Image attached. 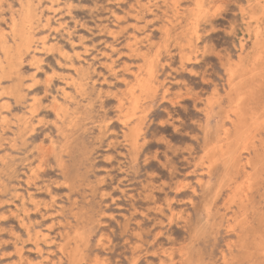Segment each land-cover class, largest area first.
<instances>
[{"label": "rangeland", "instance_id": "374dc122", "mask_svg": "<svg viewBox=\"0 0 264 264\" xmlns=\"http://www.w3.org/2000/svg\"><path fill=\"white\" fill-rule=\"evenodd\" d=\"M136 1L0 0V264H264V0Z\"/></svg>", "mask_w": 264, "mask_h": 264}, {"label": "bare ground", "instance_id": "6f19581e", "mask_svg": "<svg viewBox=\"0 0 264 264\" xmlns=\"http://www.w3.org/2000/svg\"><path fill=\"white\" fill-rule=\"evenodd\" d=\"M189 1V0H188ZM196 1V0H195ZM135 2H137L136 0H135ZM147 2V1H146ZM138 3H139V0H138ZM137 3V4H138ZM73 6V5H72ZM142 6V5H141ZM191 7V6H190ZM89 9V8H88ZM197 10V9H196ZM21 11V10H20ZM32 11V10H31ZM110 12V11H109ZM32 13V12H31ZM30 13V14H31ZM127 13V12H126ZM129 13V12H128ZM258 13V12H257ZM194 14V13H193ZM191 15V14H190ZM34 16V15H33ZM136 16V15H135ZM90 17V16H89ZM15 18V17H14ZM33 18V17H32ZM137 18V17H136ZM164 18V17H163ZM16 19V18H15ZM125 19V18H124ZM84 20V19H83ZM38 21V20H37ZM19 23H20V21H19ZM31 24V23H30ZM131 24V23H130ZM32 25V24H31ZM31 25H30V27H31ZM44 25V24H43ZM120 25V24H119ZM15 26H17V25H15ZM19 26V25H18ZM25 26H27V25H25ZM140 26V25H139ZM19 27H22L23 28V25L22 26H19ZM156 27V26H155ZM140 28V27H139ZM16 29V28H15ZM21 29V28H20ZM24 29H26V28H24ZM67 29V28H66ZM109 29V28H108ZM119 29H122V28H119ZM32 30V29H31ZM193 30V29H192ZM17 31V30H16ZM18 31H19V29H18ZM25 31V30H24ZM28 31V30H27ZM115 31H116V29H115ZM26 32V31H25ZM30 32V31H29ZM33 32V31H32ZM104 32V31H103ZM164 32V31H163ZM1 33V32H0ZM8 34V33H7ZM21 34H22V32H21ZM20 34V35H21ZM25 34V33H24ZM29 34V33H28ZM27 34V35H28ZM70 34V33H69ZM73 34V33H72ZM15 35V34H14ZM31 35V34H30ZM82 36V35H81ZM258 36V35H257ZM22 37V36H21ZM25 37V36H24ZM61 37V36H60ZM166 37V36H165ZM14 38V37H13ZM33 38V37H32ZM41 38V37H40ZM104 39V38H103ZM25 40H27V38L25 39ZM39 40V39H38ZM42 40V39H41ZM15 42V41H14ZM27 42H28V40H27ZM42 43V42H41ZM26 45H27V43H25ZM29 44V43H28ZM70 44V43H69ZM5 45H6V42H5ZM39 45V44H38ZM9 46V45H8ZM22 46V45H21ZM130 46V45H129ZM186 46V45H185ZM10 47V46H9ZM28 47H30V46H28ZM43 47H45V46H43ZM71 47V46H70ZM109 47V46H108ZM173 47V46H172ZM264 47V46H263ZM4 48V47H3ZM7 48V47H6ZM170 48V47H169ZM9 49V48H8ZM39 49V48H38ZM43 49V48H42ZM45 49V48H44ZM43 49V50H44ZM85 49V48H84ZM110 49V48H109ZM263 49V48H262ZM3 50V49H2ZM9 50H11V49H9ZM15 50V49H14ZM26 50H28L27 48H26ZM30 50V49H29ZM32 50V49H31ZM56 50V49H55ZM86 50V49H85ZM111 50V49H110ZM264 50V49H263ZM18 52V51H17ZM141 52V51H140ZM148 52V51H147ZM259 52H260V50H259ZM258 52V53H259ZM32 53V52H31ZM4 55H5V52L3 53ZM3 54H2V56H3ZM6 54H7V52H6ZM120 54V53H119ZM75 55V54H74ZM8 56H10L9 55V53H8ZM34 56V55H33ZM142 55H140V57H141ZM144 56V55H143ZM180 56V55H179ZM259 56V55H258ZM263 56V55H262ZM12 57V56H11ZM107 57V56H106ZM145 57V56H144ZM157 57V56H156ZM188 57V56H187ZM67 58V57H66ZM146 58H147V56H146ZM257 58V57H256ZM259 58H260V56H259ZM10 59V58H9ZM8 59V60H9ZM12 59V58H11ZM10 59V60H11ZM152 59V58H151ZM8 60H5V61H7L8 62ZM30 60V59H29ZM40 60V59H39ZM58 60V59H57ZM114 60V59H113ZM2 61V60H1ZM143 61H144V59H143ZM148 62V61H147ZM152 62V61H151ZM150 62V64H152ZM165 62V61H164ZM255 62V61H254ZM113 63V62H112ZM234 62H232V64H233ZM7 64V63H6ZM8 64H10V63H8ZM252 64V63H251ZM251 64L249 65V66H251ZM254 64V63H253ZM5 65V64H4ZM107 65V64H106ZM132 65V64H131ZM151 66V65H150ZM240 66H242V65H240ZM3 67V66H2ZM14 67V66H13ZM16 67H17V65H16ZM68 67V66H67ZM232 67V66H231ZM234 67V66H233ZM232 67V68H233ZM252 67V66H251ZM7 68V67H6ZM15 68V67H14ZM38 68V67H37ZM110 68V67H109ZM146 68H147V66H146ZM145 68V69H146ZM236 68V67H235ZM3 69V68H2ZM89 69V68H88ZM241 69V68H240ZM17 70H18V68H17ZM142 70V69H141ZM232 70V69H231ZM262 70V69H261ZM233 71H234V69H233ZM232 71V72H233ZM239 72H240V70H238ZM3 72H7V71H3ZM61 72V71H60ZM130 72V71H129ZM227 72V71H226ZM231 72V71H230ZM237 72V71H236ZM242 72V71H241ZM8 73V72H7ZM13 73V72H12ZM98 73V72H97ZM255 73V72H254ZM3 74H5V73H3ZM19 74V73H18ZM228 74V73H227ZM235 74V73H234ZM237 74H239V73H237ZM233 75V74H232ZM134 76H135V74H134ZM143 76V75H142ZM136 77V76H135ZM145 77V76H144ZM233 77V76H232ZM245 77V76H244ZM51 78V77H50ZM116 78V77H115ZM251 78H252V76H251ZM43 79V78H42ZM47 79V78H46ZM136 79H137V77H136ZM135 79V80H136ZM62 80V79H61ZM134 80V81H135ZM148 80H150V79H148ZM230 80V79H229ZM46 82V81H45ZM231 83H232V81H230ZM229 82V86H230V83ZM65 83V82H64ZM67 83V82H66ZM134 83V82H133ZM233 84H234V81H233ZM233 84H232V86H233ZM236 84V83H235ZM129 85V84H128ZM132 85V84H131ZM134 85V84H133ZM62 86V85H61ZM151 86V85H150ZM63 87V86H62ZM129 87V86H128ZM154 87V86H153ZM236 87V86H235ZM1 88V87H0ZM229 88H231V87H229ZM163 89V88H162ZM233 89V88H232ZM235 89V88H234ZM234 89H233V91H234ZM153 90H155L154 88H153ZM239 90V89H238ZM101 92V91H100ZM33 93V92H32ZM65 93V92H64ZM233 93V92H232ZM127 94H128V92H127ZM235 95H236V92L234 93ZM188 95V94H187ZM238 95H240V94H238ZM254 96V95H253ZM118 97V96H117ZM121 97V96H120ZM126 97V96H125ZM129 98H130V96H129ZM144 98H146V97H144ZM149 98V97H148ZM96 99V98H95ZM131 99V98H130ZM214 99V98H213ZM19 100V99H18ZM98 100V99H97ZM217 100V99H216ZM17 101V100H16ZM131 101V100H130ZM237 101V100H236ZM18 102V101H17ZM28 102V101H27ZM124 102V101H123ZM143 102V101H142ZM236 103V102H235ZM50 104V103H49ZM123 104V103H122ZM46 105V104H45ZM138 105V104H137ZM143 105V104H142ZM141 105V106H142ZM126 107V106H125ZM148 107V106H147ZM100 108V107H99ZM129 108V107H128ZM142 108V107H141ZM8 109V108H7ZM46 109V108H45ZM134 109V108H133ZM143 109H145V108H143ZM147 109V108H146ZM207 109V108H206ZM29 110V109H28ZM124 110V109H123ZM264 110V109H263ZM8 111V110H7ZM130 111V110H129ZM134 111V110H133ZM147 111V110H146ZM143 112V111H142ZM263 112V111H262ZM31 113V112H30ZM145 113H147V112H145ZM144 113V114H145ZM135 114V113H134ZM226 116V115H225ZM253 116V115H252ZM124 117V116H123ZM234 117V116H233ZM248 117V116H247ZM75 118V117H74ZM77 118V117H76ZM101 118V117H100ZM133 118V117H132ZM226 117H224V119H225ZM251 119V118H250ZM253 119V120H252ZM251 120L252 121H254V118H252ZM256 120H257V118H255ZM233 121V120H232ZM133 122V121H132ZM241 122V121H240ZM263 122V121H262ZM76 123V122H75ZM130 123V122H129ZM141 123V122H140ZM140 123H138V124H140ZM227 123V122H226ZM264 123V122H263ZM25 124V121H23L21 124H20V126H19V129L23 126ZM142 124V123H141ZM235 124V123H234ZM242 125L244 124V122L243 123H241ZM126 125V124H125ZM124 125V126H125ZM231 126H232V124H231ZM239 126H240V123H239ZM137 127H139V126H137ZM221 127H222V125H221ZM236 127V126H235ZM223 129V128H222ZM226 129H228V128H226ZM242 129H244V128H242ZM142 131V130H141ZM225 131V130H224ZM234 131H237V130H235L234 129ZM239 131V130H238ZM241 131H243V130H241ZM240 131V132H241ZM21 132V131H20ZM126 132H127V130H126ZM229 132V131H228ZM233 132V131H232ZM224 134H226L227 136H228V133H224ZM234 135H236L235 133H233ZM232 134V135H233ZM238 134V133H237ZM244 134V133H243ZM237 136L238 135H236V138H237ZM242 136H244V135H242ZM241 136V137H242ZM239 137V136H238ZM227 138V137H226ZM225 138V139H226ZM230 138V137H229ZM234 138H235V136H234ZM49 139V138H48ZM123 139V138H122ZM127 139V138H126ZM221 139V138H220ZM223 139V138H222ZM231 139V138H230ZM233 139V138H232ZM239 139V138H238ZM241 139V138H240ZM239 139V140H240ZM129 140V139H128ZM234 140V139H233ZM230 141V140H229ZM228 141V142H229ZM235 141H236V139H235ZM260 141V140H259ZM52 142V141H51ZM69 142V141H68ZM124 142V141H123ZM227 142V141H226ZM227 142V143H228ZM232 142V141H231ZM230 142V143H231ZM238 142V140L236 141V143ZM219 143V142H218ZM221 143V142H220ZM226 143V144H227ZM236 143H234L233 142V144H236ZM239 143V142H238ZM255 143V142H254ZM126 144V143H125ZM217 144V143H216ZM223 144V143H222ZM57 145V144H56ZM210 145V144H209ZM228 146H230L229 144H227ZM226 145V146H227ZM232 145V144H231ZM253 146H254V144H252ZM259 145V144H258ZM38 146V145H37ZM206 146H208V145H206ZM217 146V145H216ZM216 146H214V147H216ZM224 146V145H223ZM225 146V147H226ZM264 146V145H263ZM263 146H262V148H263ZM129 147H131V145L129 146ZM213 147V148H214ZM218 147V146H217ZM220 147V146H219ZM207 148V151H208V147H206ZM212 148V147H211ZM222 148V147H221ZM228 148V147H227ZM230 148V147H229ZM257 148V147H256ZM241 149V148H240ZM253 149V148H252ZM261 149V148H260ZM206 150V149H205ZM254 150V149H253ZM256 150V149H255ZM209 151H211V150H209ZM257 151V150H256ZM260 151V150H259ZM238 152V151H237ZM224 152H222V154H223ZM256 155H257V153L256 152H254ZM32 154V153H31ZM209 153H207V155H208ZM223 155H225V153L223 154ZM259 156V155H258ZM125 157V156H124ZM111 158V157H110ZM6 159V158H5ZM108 159V158H107ZM110 160V159H109ZM250 160V159H249ZM255 161V160H254ZM2 162V161H1ZM66 162V161H65ZM252 162V161H251ZM250 162V163H251ZM3 163V162H2ZM253 163V162H252ZM252 163H251V166H252ZM247 164H248V162H247ZM124 165V164H123ZM245 165V164H244ZM260 165V164H259ZM51 166V165H50ZM43 167V166H42ZM68 167V166H67ZM118 168H120V167H118ZM259 168V167H258ZM258 168H256V169H258ZM92 169V168H91ZM69 170V169H68ZM123 171V170H122ZM21 172V171H20ZM252 172H253V170H252ZM258 172V171H257ZM121 173V172H120ZM127 173V172H126ZM250 173H251V171H250ZM129 174V173H128ZM257 174V173H256ZM261 174V173H260ZM131 175V174H130ZM254 175V174H253ZM65 176V175H64ZM252 175L250 174V177H251ZM262 176V175H261ZM255 177H257V176H255ZM18 179V178H17ZM254 179V178H253ZM259 179V178H258ZM261 179V178H260ZM37 180V179H36ZM248 180V179H247ZM251 180V179H250ZM251 181H253V180H251ZM263 181H264V179H263ZM263 181H261V182H263ZM256 182V181H255ZM52 183V182H51ZM254 183V182H253ZM253 186H255V184H252ZM251 186V185H250ZM258 186H259V184H258ZM239 187V186H238ZM257 187V186H256ZM251 188V187H250ZM255 188V187H254ZM43 191H45V190H43ZM120 192V191H119ZM125 192V191H124ZM194 192V191H193ZM213 192V191H212ZM122 195V194H121ZM15 196H16V194H15ZM124 197V196H123ZM36 203H37V201H35ZM47 203V202H46ZM85 203V202H84ZM168 203V202H167ZM4 204V203H3ZM14 206V205H13ZM97 206V205H96ZM167 206V205H166ZM207 206V205H206ZM242 212V211H241ZM242 215H243V213H242ZM72 219V218H71ZM133 221V220H132ZM220 222V221H219ZM135 223V222H134ZM5 229V228H4ZM3 232V231H2ZM33 234V233H32ZM81 234V233H80ZM37 235V234H36ZM82 235V234H81ZM82 237V236H81ZM140 237H141V235H140ZM80 238V237H79ZM76 240V239H75ZM81 240V239H80ZM31 242V241H30ZM216 242V241H215ZM43 244V243H42ZM241 244V243H240ZM228 245V244H227ZM70 250V249H69ZM35 251H37V250H35ZM185 251V250H184ZM65 253V252H64ZM136 254V253H135ZM224 254V253H223ZM39 255V254H38ZM64 255H66V254H64ZM140 255V254H139ZM252 255V254H251ZM223 256V255H222ZM79 257V256H78ZM167 257V256H166ZM223 258V257H222ZM226 260V259H225ZM69 261V260H68ZM232 262V261H231ZM85 263V262H84ZM223 264H225V261H224V263Z\"/></svg>", "mask_w": 264, "mask_h": 264}]
</instances>
